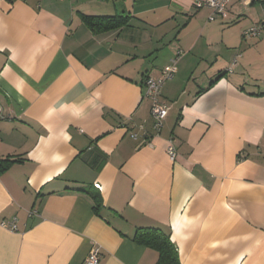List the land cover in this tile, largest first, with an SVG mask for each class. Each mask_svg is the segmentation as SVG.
<instances>
[{
  "label": "crops",
  "instance_id": "0c3cea01",
  "mask_svg": "<svg viewBox=\"0 0 264 264\" xmlns=\"http://www.w3.org/2000/svg\"><path fill=\"white\" fill-rule=\"evenodd\" d=\"M263 12L0 0V264H84L96 246L99 264H156L138 229L180 264H264V38L243 35ZM100 16L126 25L93 34ZM173 59L157 131L143 80Z\"/></svg>",
  "mask_w": 264,
  "mask_h": 264
},
{
  "label": "built area",
  "instance_id": "2783aa9c",
  "mask_svg": "<svg viewBox=\"0 0 264 264\" xmlns=\"http://www.w3.org/2000/svg\"><path fill=\"white\" fill-rule=\"evenodd\" d=\"M191 1L193 7L196 10L209 9L212 12L211 15L212 18L210 20H213V17L215 16L225 17L227 12V7L232 0H191ZM240 1L244 6H248L253 2V0H240ZM243 35L245 38H254V39L264 38V12L260 23L245 31ZM175 73H176V59H173L170 61L169 65L161 72L159 77L152 78L150 76H147L143 80L144 96L147 99H149L151 103L150 112L154 120V129L157 131L161 129L163 121L165 120L167 116V112L169 110L168 105H166L160 100V95H161L160 91L162 85L165 82L172 80ZM3 118H4L3 109L0 104V120H2ZM140 129L142 130L141 127ZM137 137H138L137 134L131 135V138L133 139H136ZM165 150L170 161H174L176 158V149L172 139H170L167 142V146ZM96 188H98V185H96ZM1 225L5 227H9L12 231H16L14 222H12L9 225L4 223H2ZM100 258H101L100 248L97 246L92 247L90 252L88 253V256L84 261V264H99Z\"/></svg>",
  "mask_w": 264,
  "mask_h": 264
},
{
  "label": "trees",
  "instance_id": "16d2710c",
  "mask_svg": "<svg viewBox=\"0 0 264 264\" xmlns=\"http://www.w3.org/2000/svg\"><path fill=\"white\" fill-rule=\"evenodd\" d=\"M85 20L86 26L93 34L120 29L126 25V19L120 16L86 17ZM100 206L101 201L95 199L94 211L96 213L99 211ZM133 239L135 242L157 252L156 264H180L176 248L169 236L163 232L157 229H138Z\"/></svg>",
  "mask_w": 264,
  "mask_h": 264
}]
</instances>
